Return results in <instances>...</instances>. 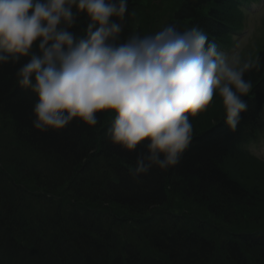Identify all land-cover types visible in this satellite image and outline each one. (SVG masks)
I'll list each match as a JSON object with an SVG mask.
<instances>
[{
    "label": "trees",
    "instance_id": "1",
    "mask_svg": "<svg viewBox=\"0 0 264 264\" xmlns=\"http://www.w3.org/2000/svg\"><path fill=\"white\" fill-rule=\"evenodd\" d=\"M141 1L128 0L122 39L165 20L162 28L196 25L214 42L240 24L230 0H153L157 16L152 22L149 13L142 18L143 31L134 25ZM87 23L81 14L71 30L82 34ZM250 54L260 70L245 74L252 89L241 97L247 108L236 130L224 123V114L209 127L194 129L179 165L167 171L154 167L139 181L129 169L145 149L129 152L106 138L113 118L108 111L97 113L95 126L74 120L62 130L40 132L32 127L38 97L16 83V70L27 58L0 65V118L12 130L3 148L12 143L25 152L27 163L12 157V167L37 186L25 190L26 184L11 178L5 183L0 169V264H264V234L257 230L228 233L222 240L213 236L222 232L217 219L230 224L252 217L256 205L254 193L224 169L226 160L241 157L238 145L264 105V45ZM197 117L189 116L192 124ZM65 183L70 192L60 187ZM24 191L41 201L57 198L51 205L57 210L35 217L32 202L19 197ZM177 198L201 212L176 208ZM191 217V226L181 221Z\"/></svg>",
    "mask_w": 264,
    "mask_h": 264
},
{
    "label": "clouds",
    "instance_id": "2",
    "mask_svg": "<svg viewBox=\"0 0 264 264\" xmlns=\"http://www.w3.org/2000/svg\"><path fill=\"white\" fill-rule=\"evenodd\" d=\"M81 14L88 23L77 34ZM126 14L128 0H0V65L27 58L16 83L38 97L32 127L40 132L74 120L95 126L108 111L106 138L129 152L145 149L129 169L139 181L180 164L194 138L189 116L207 111L214 95L235 131L252 89L245 74L260 63L225 52L196 25L122 39Z\"/></svg>",
    "mask_w": 264,
    "mask_h": 264
},
{
    "label": "rangeland",
    "instance_id": "3",
    "mask_svg": "<svg viewBox=\"0 0 264 264\" xmlns=\"http://www.w3.org/2000/svg\"><path fill=\"white\" fill-rule=\"evenodd\" d=\"M155 3L157 4V0H155ZM151 4H153V0H142L141 7L139 8V12L136 14L137 18L134 22V25L136 26L139 24L141 28L143 29V31H144L145 25H143V22H141L142 18L145 17L147 13H149L150 17H148V20L152 22L151 18L152 17L154 18V15L157 16L155 12L156 10H154V6H151ZM229 15L231 16V13H229ZM253 19H255L254 15L247 14V18L245 20L246 25L247 24L251 25L252 24L251 22L253 21ZM164 21L165 20H162L160 23L162 24ZM160 23L153 22V26L151 23V25L148 26L150 27V30L145 33L143 32V35H150V34H154L157 31H159V29L162 28V25ZM250 36L251 35H249L248 38H250ZM254 43H257V41H255ZM262 111L263 112L261 114V118L264 113V109ZM223 114H224V110H223L222 102L219 96L215 95L213 97L212 102L208 106L207 111L200 113L198 117L196 118V121L193 123L194 129L201 130V129H205L209 127V125H211L213 122L218 120V118ZM11 131L12 130L10 129V125H8L6 122H3V119L0 118V169H4V173H3L4 175L2 176V178L0 177L1 181L3 182L5 181L6 183V181H8V179L11 178V181H13L15 184H18V185L26 184L24 187L25 190H27L26 186L32 189L37 188V186L34 185L35 183H33L32 181L31 183L30 182L25 183V181L23 180V177L19 175V172L17 171V169L12 167V164H11L12 157L15 158L17 161L23 160L24 162L27 163L25 152L20 151L19 147L17 149L16 145L12 143H7L6 149L3 148L4 144H6V137L7 135L10 134L9 132ZM253 150H258V151L263 150L264 151V133L261 135V138H259L257 142L252 144L251 148L249 149L250 153L253 152ZM256 155L259 156L258 153H256ZM259 158L261 157L259 156ZM224 169H226L230 177L236 179L242 185L248 188V190H251L254 193L256 197V200H255L256 205L254 209L251 211L252 217H248V218L244 217L242 219L233 220V222L230 224L223 223V222L221 223L217 219L218 224L222 226L221 229L225 228L230 232H234V231L235 232H238V231L245 232L246 230H248V231H252V233L254 232V230L255 231L257 230L258 233H264V163L260 162L259 160L255 158L252 159L247 156H242L240 158H236V159L231 158V159L226 160L224 164ZM13 182L11 183L13 184ZM60 187L70 192V188L68 187L66 183L63 185H60ZM9 190L11 189H8V191ZM24 192H27V191H24ZM28 192L27 194H20L19 197L22 196V198L26 200L27 202H32V208L35 207V210H37L35 213V217H37L38 215L44 212H47V214L53 215V212L55 209H52L53 207L51 205H53L56 202V200H58L57 198L53 199V198H49V197L47 198L43 196L42 197L43 200L41 201L40 199H37L34 195L33 196L30 195ZM3 193H4L3 191H0V194H3ZM173 203L177 205L175 206L176 208H180L183 210L189 209L190 211H193L196 213L201 212L200 209L196 210L198 208L192 203L182 202L180 201L179 198L173 201ZM65 207H66V204L62 202L60 204L59 209L64 211ZM30 211L32 210L30 209ZM27 214L29 213L27 212ZM181 221H185L187 226H191L195 222L192 218L181 219ZM228 235L229 234L226 232H223V233L221 232L218 235L216 233H213V236L216 239H220V240H222Z\"/></svg>",
    "mask_w": 264,
    "mask_h": 264
}]
</instances>
